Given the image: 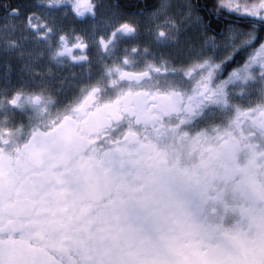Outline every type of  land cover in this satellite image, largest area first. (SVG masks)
I'll use <instances>...</instances> for the list:
<instances>
[{"label": "snow or ice", "instance_id": "1", "mask_svg": "<svg viewBox=\"0 0 264 264\" xmlns=\"http://www.w3.org/2000/svg\"><path fill=\"white\" fill-rule=\"evenodd\" d=\"M0 264H264V0H0Z\"/></svg>", "mask_w": 264, "mask_h": 264}]
</instances>
